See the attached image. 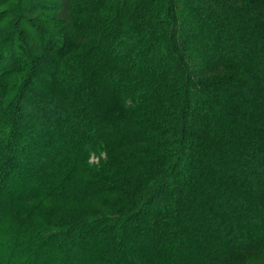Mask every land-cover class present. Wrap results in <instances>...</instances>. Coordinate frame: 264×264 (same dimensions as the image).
Wrapping results in <instances>:
<instances>
[{
	"label": "trees",
	"instance_id": "16d2710c",
	"mask_svg": "<svg viewBox=\"0 0 264 264\" xmlns=\"http://www.w3.org/2000/svg\"><path fill=\"white\" fill-rule=\"evenodd\" d=\"M131 1L27 10L69 35L0 67V264L264 262V0Z\"/></svg>",
	"mask_w": 264,
	"mask_h": 264
},
{
	"label": "rangeland",
	"instance_id": "374dc122",
	"mask_svg": "<svg viewBox=\"0 0 264 264\" xmlns=\"http://www.w3.org/2000/svg\"><path fill=\"white\" fill-rule=\"evenodd\" d=\"M58 0H0V67L6 65L5 55L11 54L14 57V63L22 59L26 61L37 60L39 57H49V52L42 50V47H39L36 44V39L32 36L31 27H34L39 30L42 37H54L61 41L66 40L69 35L67 27L62 24V21L46 20L51 16L49 11H38V15L29 13H35V10L28 12L29 8L33 7L34 9L36 3H44L48 5L49 3L56 4ZM86 0H73V2H84ZM114 2V0H108ZM134 0L131 1L130 6H133ZM31 3L32 4L31 6ZM37 6V5H36ZM49 7V6H46ZM46 9V8H45ZM104 11V10H102ZM78 20L87 22L90 17V20L93 22L95 20H104L103 13L99 14H89L86 16H75ZM23 20L29 21L28 23L23 22ZM46 39V38H45ZM41 42L44 43L43 40ZM85 46V44H81ZM73 47V46H71ZM78 47V46H76ZM17 59V60H16ZM8 61V60H7ZM23 72H21L22 75ZM19 74V73H18ZM20 76V75H19ZM16 73L11 74V76L4 78L0 75V86L5 84L6 90H0V110L3 113H0V134L3 135L6 132V127L9 122V107L12 105L13 101V92L15 86L17 85V79L19 77ZM16 81V82H15ZM13 91V92H12ZM14 102V101H13ZM11 103V105H10ZM12 111V110H11ZM8 113L7 115H5ZM1 139V137H0ZM93 161L94 159H90ZM1 169V165H0ZM264 264V262L256 263Z\"/></svg>",
	"mask_w": 264,
	"mask_h": 264
}]
</instances>
